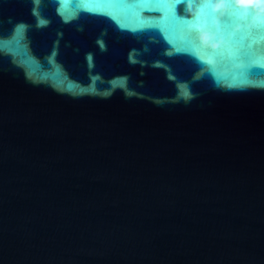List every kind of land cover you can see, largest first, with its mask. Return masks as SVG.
<instances>
[{
    "label": "water",
    "instance_id": "obj_1",
    "mask_svg": "<svg viewBox=\"0 0 264 264\" xmlns=\"http://www.w3.org/2000/svg\"><path fill=\"white\" fill-rule=\"evenodd\" d=\"M0 264H264V0H0Z\"/></svg>",
    "mask_w": 264,
    "mask_h": 264
}]
</instances>
